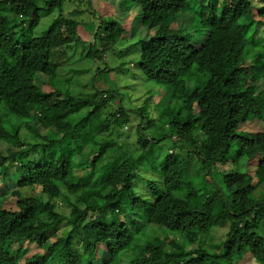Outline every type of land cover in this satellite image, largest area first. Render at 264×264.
<instances>
[{
	"label": "trees",
	"instance_id": "obj_1",
	"mask_svg": "<svg viewBox=\"0 0 264 264\" xmlns=\"http://www.w3.org/2000/svg\"><path fill=\"white\" fill-rule=\"evenodd\" d=\"M68 1L0 0V264H61L48 240L63 219L43 197L65 192L78 202L67 201L69 225L59 235H67L64 264L264 263V0H128L138 28H99L89 58L126 43L147 80L189 106L188 121L158 137L146 105L134 111L119 97L110 113L109 93H47L29 82L37 74L56 86L84 12L37 32ZM193 12L200 35L173 28ZM187 75L199 86L189 89ZM132 114L140 124L125 134ZM248 124L262 133L244 135ZM22 127L28 144L18 141ZM7 137L14 150L3 148ZM75 237L87 262L72 260Z\"/></svg>",
	"mask_w": 264,
	"mask_h": 264
},
{
	"label": "rangeland",
	"instance_id": "obj_2",
	"mask_svg": "<svg viewBox=\"0 0 264 264\" xmlns=\"http://www.w3.org/2000/svg\"><path fill=\"white\" fill-rule=\"evenodd\" d=\"M88 2L91 4L92 10L90 12L84 0H71L64 4L62 11L56 10L52 15L43 18L37 32L38 35L47 32L52 21L58 19L60 16H63L62 18H70V16L73 15L71 14L73 11L84 12V19L80 21L77 20L81 24V29L73 30L77 31L72 35V42L70 43L72 47L69 50L70 57L67 55L64 57L63 61L66 62V64L59 69L56 86H49L45 78L37 74L30 76L29 82L33 85L40 86L43 91L47 93L61 92L65 95L71 94L77 97H91L98 93H109V95L115 97L114 99L116 100L112 103L114 107L110 109V113H115L118 109L120 104L117 99L119 97L124 100V107L126 106L134 111L146 105L150 107V109L147 108V117L155 121L157 126V137L160 133L172 134L174 131L173 128H175L171 127L172 124H183L190 118L189 106L186 105L183 100L181 101L183 104L180 101L173 100L171 98L170 87L162 86L147 80L146 76L138 67L140 57L137 52L131 51L132 47L130 45L126 43H114L112 49H104L105 52L102 51L99 53V56L103 58L97 62H94L88 56L90 44L93 43V45H95L99 28L105 27L107 22L117 24L125 22L124 24L128 27V30L138 28V25L131 24L136 21L139 9L128 0H88ZM192 4L196 9L197 6L194 3ZM196 21L197 13L193 12V14L185 18L180 17L173 28L189 29L193 34L200 35L204 26L196 24ZM101 44L102 40L99 39V48L97 47L99 51L102 50L100 48ZM136 49L137 46H133V51ZM237 74L239 75L240 71H238ZM185 81L189 89H193L199 85V79H191L188 75ZM5 116L6 113L3 114L4 118ZM139 120L140 117L137 118V115L132 114L133 124L126 127L124 133L128 134L132 127L136 129L140 124ZM262 131V126L248 124L242 130V133L248 135L249 138H255L261 134ZM18 133L19 142L23 141L28 144L31 141L29 132L25 127L19 128ZM8 139L13 140L9 137L5 138L3 141V148L6 147L7 149L11 148L14 150L13 147H10L11 143ZM121 145L127 148V143L124 144V139L121 140ZM28 148V146L21 147L20 153L25 152ZM134 151L136 152V150ZM170 153L171 147L166 146L162 151L163 158ZM79 175H82V172H80ZM15 178H17V176H15ZM0 186L4 188L3 184H0ZM258 192L262 191L259 190ZM43 198L45 200L43 202L56 206V212L63 219V221H59L58 228L53 232L52 236L54 237L48 241L55 244V249L52 254L58 256L59 262L64 264L66 254L63 252V245L60 240L65 241L67 235L62 237L59 235L60 232L69 225L67 219L71 214L72 207L67 201L69 200L71 203H76L78 202L77 197L65 192L63 198L54 199L50 202H47L48 197ZM0 207H2V204H0ZM260 213L261 220L264 222V209L261 210ZM151 230L152 233L155 232L161 235L160 231L156 230V228H152ZM262 235L264 237V232ZM82 237V234H79V239L82 240ZM211 237H213L216 242L220 239L218 235L212 234ZM74 239H77V241H72L70 243L72 252L75 255L72 257V260L78 257L81 258L82 263L87 262L88 256L84 255L81 243L78 241L79 239L77 237ZM22 249L24 253L28 252L29 257L34 253L31 246H23ZM98 249L101 251L100 248ZM102 249H104V247H102ZM167 249H172L171 244H168ZM49 256H51V254H49ZM245 262H251V264H264L253 260V258H249Z\"/></svg>",
	"mask_w": 264,
	"mask_h": 264
},
{
	"label": "clouds",
	"instance_id": "obj_3",
	"mask_svg": "<svg viewBox=\"0 0 264 264\" xmlns=\"http://www.w3.org/2000/svg\"><path fill=\"white\" fill-rule=\"evenodd\" d=\"M199 84H200V80H199ZM199 86V85H198Z\"/></svg>",
	"mask_w": 264,
	"mask_h": 264
}]
</instances>
